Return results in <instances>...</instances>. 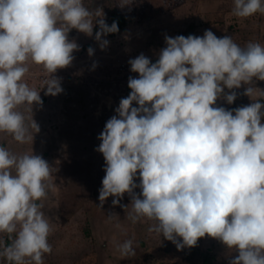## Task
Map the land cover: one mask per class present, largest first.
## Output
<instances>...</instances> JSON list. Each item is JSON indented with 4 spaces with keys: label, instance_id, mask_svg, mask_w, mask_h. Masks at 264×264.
<instances>
[{
    "label": "clouds",
    "instance_id": "9594fccd",
    "mask_svg": "<svg viewBox=\"0 0 264 264\" xmlns=\"http://www.w3.org/2000/svg\"><path fill=\"white\" fill-rule=\"evenodd\" d=\"M257 13L264 14V0H234L235 17ZM97 24L95 40L103 50L109 41L102 37L119 29L115 21L106 23L101 8L91 11L83 0H0V133L33 143L40 131L33 107L43 101L41 90L25 82L29 64L45 71V95L60 94L54 74L70 66L79 50L68 33L76 29L91 37ZM165 42L155 63L144 54L128 61L139 78L129 77L130 94L98 137L96 150L106 162L100 204L114 197L113 206L130 208L128 220L153 221L148 231L178 250L207 235L238 252L230 264H264V102L253 99L264 98L254 86L264 81V45L241 47L211 30L202 37L166 36ZM242 84L250 105L215 106L220 98L232 104L237 93L225 89ZM55 190L53 167L41 155L0 146V236L11 241L0 238V258L8 264H44L52 252V218L42 209ZM125 193L129 206L120 204ZM116 248L122 257L135 255L132 240Z\"/></svg>",
    "mask_w": 264,
    "mask_h": 264
},
{
    "label": "rangeland",
    "instance_id": "374dc122",
    "mask_svg": "<svg viewBox=\"0 0 264 264\" xmlns=\"http://www.w3.org/2000/svg\"><path fill=\"white\" fill-rule=\"evenodd\" d=\"M88 1L83 0L84 6ZM110 5L126 19V26L102 37L109 41L103 50L95 40L98 24L91 37L76 29L68 33L79 50L72 53L70 66L54 74L61 79L60 94L45 95L46 88L41 89L45 71L42 66L29 64L25 82L41 90L43 101L42 106L33 107V119L40 127L33 143L20 144L0 133V146L17 155L33 151L53 167L56 190L43 201L42 209L52 218L53 226L48 238L52 252L45 254L44 264H230L238 252L218 239L206 235L196 246L178 250L161 234L148 231L153 221L128 220L130 208L113 206L114 197H108L101 206L99 190L106 162L96 149L102 143L98 137L106 122L117 115L120 100L131 92L129 77L139 78L130 70V59L144 54L155 63L167 46L166 36L202 37L206 30L218 38L231 36L241 47L248 42L264 45V14L237 18L232 14L234 0H131L128 5L111 0ZM104 18L107 23L108 18ZM89 47L93 49L91 56ZM254 86L264 90V81L256 80ZM246 87L242 84L238 89H225L226 93L235 91L236 100L228 104L220 98L215 106L234 110L250 105L253 101L244 95ZM253 99L264 102V98ZM133 106L138 105L134 102ZM19 110L25 112L23 106ZM135 183H140L139 174ZM134 193L140 195L141 189L137 187ZM120 204L129 206L131 196L125 193ZM113 214L116 217L109 219ZM0 238L11 242L7 235ZM126 240L133 241L134 256L122 257L117 251L116 245ZM177 240L182 243V238ZM0 264L8 262L0 258Z\"/></svg>",
    "mask_w": 264,
    "mask_h": 264
},
{
    "label": "trees",
    "instance_id": "16d2710c",
    "mask_svg": "<svg viewBox=\"0 0 264 264\" xmlns=\"http://www.w3.org/2000/svg\"><path fill=\"white\" fill-rule=\"evenodd\" d=\"M87 1L88 0H85L86 3ZM88 3L89 4H87L85 7L91 11H95L97 8H101L103 10L104 15L108 18L107 24L109 26H111V24L115 21L119 29L117 32H119L126 26V19L115 9H113L112 5H110L111 0H89ZM116 33H109V35H113Z\"/></svg>",
    "mask_w": 264,
    "mask_h": 264
}]
</instances>
